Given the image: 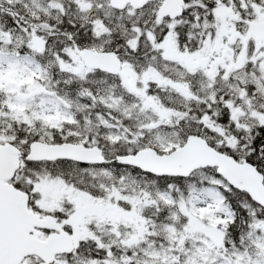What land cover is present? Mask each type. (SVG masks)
Returning <instances> with one entry per match:
<instances>
[{
    "label": "snow or ice",
    "instance_id": "snow-or-ice-1",
    "mask_svg": "<svg viewBox=\"0 0 264 264\" xmlns=\"http://www.w3.org/2000/svg\"><path fill=\"white\" fill-rule=\"evenodd\" d=\"M0 264H264V0H0Z\"/></svg>",
    "mask_w": 264,
    "mask_h": 264
}]
</instances>
